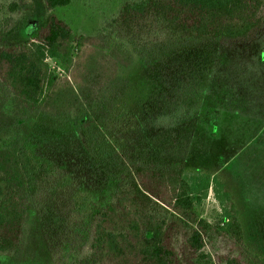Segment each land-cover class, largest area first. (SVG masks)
Returning a JSON list of instances; mask_svg holds the SVG:
<instances>
[{
    "label": "trees",
    "instance_id": "obj_1",
    "mask_svg": "<svg viewBox=\"0 0 264 264\" xmlns=\"http://www.w3.org/2000/svg\"><path fill=\"white\" fill-rule=\"evenodd\" d=\"M70 2L44 0L50 10ZM263 21L264 0H133L94 35L76 33L51 13L31 38L0 42V85L20 113L69 120L89 139L108 133L127 149L125 162L114 157L109 200L77 210L80 227L65 249V264H264V257L244 243L225 183L202 174L187 176L182 166L152 158L153 151L164 149L163 138L185 153L201 119L210 117L215 130L217 110L201 103L222 98L200 66L195 70L179 57L149 50L161 42L236 41ZM124 41L147 49L150 57L139 61L156 83L150 101L159 108L149 104L140 117L121 98L125 82L119 72L133 62ZM49 58L59 60L69 74L54 72ZM138 120L151 123L160 141L150 143L151 154L142 151L151 136ZM57 175L19 139L0 145V257L21 251L30 199L55 183ZM210 187L223 209L215 223L194 212ZM150 230L160 231L158 240L145 239Z\"/></svg>",
    "mask_w": 264,
    "mask_h": 264
},
{
    "label": "rangeland",
    "instance_id": "obj_2",
    "mask_svg": "<svg viewBox=\"0 0 264 264\" xmlns=\"http://www.w3.org/2000/svg\"><path fill=\"white\" fill-rule=\"evenodd\" d=\"M129 1L133 0H71L68 5L50 10L44 0H0V24L4 30L0 42L14 44L31 38L46 25L51 13L65 20L76 33L94 35ZM124 43L133 54V62L120 69L125 82L120 88L121 98L140 117L149 104L159 108L150 101L156 83L139 61L140 56L146 59L150 55L143 46ZM149 50L153 55L179 57L193 69L200 66L208 74V85L219 88L222 98L201 103L205 109L217 110L212 117L218 123L215 130L210 117L201 119L185 153L177 152L171 141L163 138L164 149L153 151L152 158L182 166L187 176L202 174L225 183L245 245L264 257V21L247 37L236 41L161 42ZM48 62L59 75L69 74L59 60L49 58ZM12 97L0 85V145L19 139L38 159L52 164L58 175L55 183L30 199L21 251L15 256L0 257V264H65V249L80 227L77 210L91 201L104 205L109 200L114 188L111 172L116 158L119 162L127 160V149L108 133L89 139L69 120L53 119L39 112L22 114ZM138 124L145 125L144 132L151 136L141 146L143 152L151 154L150 143L159 139L150 130L151 123L138 120ZM222 210L213 187L194 208L199 217L214 223ZM159 237L158 230L145 233L147 241Z\"/></svg>",
    "mask_w": 264,
    "mask_h": 264
}]
</instances>
